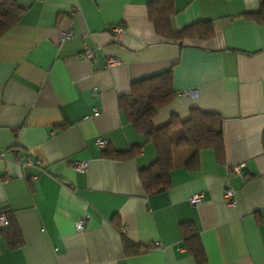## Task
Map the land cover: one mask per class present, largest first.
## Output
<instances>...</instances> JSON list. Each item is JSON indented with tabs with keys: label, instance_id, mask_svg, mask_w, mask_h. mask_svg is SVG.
I'll use <instances>...</instances> for the list:
<instances>
[{
	"label": "crops",
	"instance_id": "0c3cea01",
	"mask_svg": "<svg viewBox=\"0 0 264 264\" xmlns=\"http://www.w3.org/2000/svg\"><path fill=\"white\" fill-rule=\"evenodd\" d=\"M14 1L25 10L0 37V211L12 214L23 243L9 248L0 230V264H197L180 232L188 223L203 264H264V11L251 18L260 0H173L174 29L201 21L213 29L181 42L157 36L146 16L151 0ZM164 71L176 96L152 124L172 114L185 120L191 107L219 113L224 160L203 150L188 167L194 148L174 147L169 188L148 196L138 170L155 149L117 98ZM188 89L196 95L182 94ZM97 137L106 148L94 146ZM134 146L142 148L133 158L102 155ZM81 160L85 171L71 168ZM239 165L242 175L230 172ZM226 185L233 205L222 196ZM194 194L202 199L191 205ZM123 239L141 251L124 256Z\"/></svg>",
	"mask_w": 264,
	"mask_h": 264
},
{
	"label": "trees",
	"instance_id": "16d2710c",
	"mask_svg": "<svg viewBox=\"0 0 264 264\" xmlns=\"http://www.w3.org/2000/svg\"><path fill=\"white\" fill-rule=\"evenodd\" d=\"M24 10L14 0H0V37L19 22ZM263 11L264 0H260L258 12L251 14V18L259 20ZM174 13L173 0H151L146 5L147 19L162 40L181 42L189 38H208L213 34L209 21L174 29L171 25ZM175 96L171 73L164 71L132 81L129 92L117 98V107L126 122L143 137V143L150 142L155 149L154 161L146 168L138 170L142 191L148 196L169 188L174 147L194 148V153L186 161L188 167L198 164L199 153L203 150L213 151L217 163H222L224 160V142L221 132L223 118L219 113L191 107L185 120L172 114L164 125L155 127L152 124V118L157 110L168 105ZM261 145L264 150V131L261 136ZM141 148L142 146H134L125 151L103 150L102 155L111 159H128L136 156ZM1 214L5 216L7 225L0 230L8 247H18L23 240L12 214L0 211ZM180 232L185 251L197 264H203L205 258L196 228L189 223L183 224ZM122 248L124 256H134L141 251L140 246L126 239L122 241Z\"/></svg>",
	"mask_w": 264,
	"mask_h": 264
},
{
	"label": "built area",
	"instance_id": "2783aa9c",
	"mask_svg": "<svg viewBox=\"0 0 264 264\" xmlns=\"http://www.w3.org/2000/svg\"><path fill=\"white\" fill-rule=\"evenodd\" d=\"M123 31V28L122 27H113L112 29V32H113V36H114V39L117 40L119 38V36L121 35ZM71 37V31L70 30H67V31H62L60 33V40H64V39H67V38H70ZM82 55L86 58H90L92 57V51L88 48V47H84V50L82 52ZM116 61L114 59H111L109 60L107 63L108 65L110 64H113L115 63ZM184 95L186 96H190V97H193L196 95V92L194 89H188L186 91H183ZM108 140L107 139H104V138H101V137H97L95 140H94V146L98 149H104L106 148L107 144H108ZM3 156V153H0V157ZM16 159L15 160H20V156L19 155H15ZM22 165L23 166H31L32 163L30 161V159L28 158L26 161L22 162ZM71 165V168L76 170V171H85L86 167H87V161L85 160H81V161H71L70 163ZM241 167L242 165H239V166H232L229 168L230 172L234 173V174H237V175H242V172H241ZM222 196L224 198V200L226 201V203L230 204V205H233L235 203V192L234 190L227 186L224 188L223 190V193H222ZM202 197L200 194H194L192 195L190 198H188V203L191 204V205H194V204H197L201 201ZM87 218V215H85L81 220H78L74 223V227L77 231H81L84 229L85 227V220ZM7 225V222H6V218L3 214L0 215V228H3Z\"/></svg>",
	"mask_w": 264,
	"mask_h": 264
}]
</instances>
